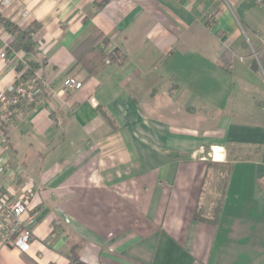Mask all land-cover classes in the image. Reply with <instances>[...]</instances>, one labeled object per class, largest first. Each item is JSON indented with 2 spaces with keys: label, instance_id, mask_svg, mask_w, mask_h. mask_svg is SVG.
<instances>
[{
  "label": "crops",
  "instance_id": "0c3cea01",
  "mask_svg": "<svg viewBox=\"0 0 264 264\" xmlns=\"http://www.w3.org/2000/svg\"><path fill=\"white\" fill-rule=\"evenodd\" d=\"M0 15L39 23L43 44L10 50L0 24V90L28 60L46 84L0 125V183L38 215L26 252L0 239V264H264V0H0ZM98 33L123 59L89 75L73 50Z\"/></svg>",
  "mask_w": 264,
  "mask_h": 264
},
{
  "label": "built area",
  "instance_id": "2783aa9c",
  "mask_svg": "<svg viewBox=\"0 0 264 264\" xmlns=\"http://www.w3.org/2000/svg\"><path fill=\"white\" fill-rule=\"evenodd\" d=\"M42 48L41 41H36ZM117 61L121 59L118 52L111 54ZM1 57L5 54L1 53ZM109 60L106 59V63ZM22 70L17 72L15 81L6 89L0 90V125H9L21 121L26 111L38 101L46 88L42 75L37 69H28L26 62L21 65ZM64 89H78L81 82L75 77H68L63 82ZM1 144L7 147V141L2 136ZM10 181H14L19 174L9 168L7 162L2 163ZM28 189L17 195L9 187L0 183V239L9 246L26 252L30 247L31 230L37 220L36 213L29 212ZM27 213L26 218L23 215Z\"/></svg>",
  "mask_w": 264,
  "mask_h": 264
},
{
  "label": "trees",
  "instance_id": "16d2710c",
  "mask_svg": "<svg viewBox=\"0 0 264 264\" xmlns=\"http://www.w3.org/2000/svg\"><path fill=\"white\" fill-rule=\"evenodd\" d=\"M104 1H100L97 4L99 8ZM0 24L7 31L10 36V41L8 43V49L10 50H23L26 54L36 55L38 51V44L33 39V34L39 29L40 25L36 21H33L26 28H21L11 20L0 15ZM108 40L102 33H98L95 36H89L85 38L74 50L73 53L79 62L88 72L89 75H95L101 70V68L106 64V59L110 62L117 61L111 54L116 52V49L107 51ZM123 59V57H121ZM264 67V60H261ZM28 69H36L37 64L33 60H28L26 62ZM17 72L22 70L21 65L16 67ZM210 164V163H209ZM228 164H211V167L216 175L219 172L222 178H218L217 182H222V194L224 193V184L226 181V176L228 172ZM220 188V187H219ZM217 190L220 191V189ZM221 193V191L219 192ZM218 201V199H217ZM219 203L216 206L218 211ZM22 257L28 264H37L34 260L22 254ZM71 259H75V256H70Z\"/></svg>",
  "mask_w": 264,
  "mask_h": 264
}]
</instances>
